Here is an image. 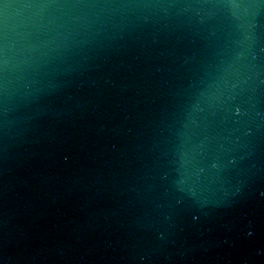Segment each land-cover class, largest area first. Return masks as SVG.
Returning <instances> with one entry per match:
<instances>
[{"label":"water","instance_id":"1","mask_svg":"<svg viewBox=\"0 0 264 264\" xmlns=\"http://www.w3.org/2000/svg\"><path fill=\"white\" fill-rule=\"evenodd\" d=\"M0 264H264V0H0Z\"/></svg>","mask_w":264,"mask_h":264}]
</instances>
